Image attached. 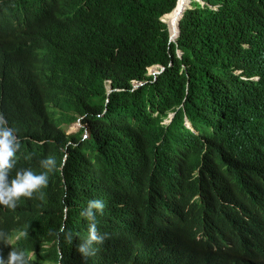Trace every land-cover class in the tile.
Instances as JSON below:
<instances>
[{
  "label": "clouds",
  "instance_id": "clouds-1",
  "mask_svg": "<svg viewBox=\"0 0 264 264\" xmlns=\"http://www.w3.org/2000/svg\"><path fill=\"white\" fill-rule=\"evenodd\" d=\"M62 1L0 0V247L6 252L0 249V264L178 259L179 238L191 252L184 264H207L208 256L264 264V204L257 206L258 218L251 223L236 220L231 202L248 191L264 195V168L253 176L247 166L249 159L264 165V99L251 92L263 76L246 74L245 67L235 64L231 69L230 78L250 104L247 146L235 138L208 142L197 118L207 114L211 103L223 112L235 106L237 88L225 89L218 100L220 82H205L197 90L194 111H189L187 82L185 95L161 123L165 129L176 123L179 136L149 161L144 178L126 166L133 139L112 121L104 124L101 146L85 155L83 170L69 174L68 148L76 145L66 140L81 129L82 141L91 133L87 124L68 133L82 117L67 125L48 124L50 113L62 107L66 97L86 87L84 71L76 64L79 32L74 18L52 11V5ZM195 2L206 3L191 0L175 33L164 17L179 1L160 18L167 25L169 43H178L181 20L196 8ZM145 70L155 82L165 66L153 63ZM131 83L134 91L148 81ZM102 85L106 100L101 118L108 113L112 95L123 91L111 78ZM45 126L64 134L60 165L43 147L47 139L36 136ZM189 134L197 142L183 139ZM6 226L13 229L6 231Z\"/></svg>",
  "mask_w": 264,
  "mask_h": 264
},
{
  "label": "trees",
  "instance_id": "trees-1",
  "mask_svg": "<svg viewBox=\"0 0 264 264\" xmlns=\"http://www.w3.org/2000/svg\"><path fill=\"white\" fill-rule=\"evenodd\" d=\"M177 0H63L53 4L52 11L62 17L68 14L78 27L79 50L76 64L84 71L86 87L72 98L66 97L64 105L50 113L49 125H67L77 121L87 124L91 136L82 141L81 132L68 137L76 147L69 146V158L65 170L78 174L85 165V155L101 146L105 123L114 122L124 128L132 146L127 152L128 168L144 178L149 161L160 157L170 147L172 139L179 136L176 123L166 128L162 118L174 109L186 93L190 82L189 111H194V100L198 88L205 82H220L221 98L225 89L237 88L240 96L235 106L225 112L214 103L207 114H198L202 136L210 143L224 138H235L247 146L251 109L247 97L231 79L232 66L246 68V74L260 73L263 78L252 84L251 92L264 99V0H204L202 6L195 2V9L186 11L180 23L178 43H169L167 25L160 18L170 12ZM189 0H179L178 7L164 19L175 33L181 8ZM217 6V8H213ZM183 16V14H182ZM182 18V17H181ZM182 51V57L178 51ZM160 63L164 72L155 82L146 76V66ZM111 78L123 91L115 93L107 105V115L98 117L105 109L103 79ZM146 80L148 83L132 90V81ZM221 107V104L218 105ZM157 114V116H155ZM47 139L43 146L59 163L62 156L64 134L56 128L45 126L37 135ZM192 137L189 134L183 139ZM162 140L160 146L157 142ZM66 146V145H65ZM64 146V148H65ZM249 171L258 176L264 165L249 159ZM128 174L130 169L127 170ZM238 222L254 223L258 208L264 204V195L248 191V194L231 199ZM6 231L13 226L3 228ZM260 237V233H258ZM257 238H255L256 240ZM3 250L4 254L6 253ZM178 259L169 256L151 261L142 258L138 264H184L191 252L185 242L176 240ZM207 264H248L238 259L218 260L207 257Z\"/></svg>",
  "mask_w": 264,
  "mask_h": 264
},
{
  "label": "rangeland",
  "instance_id": "rangeland-1",
  "mask_svg": "<svg viewBox=\"0 0 264 264\" xmlns=\"http://www.w3.org/2000/svg\"><path fill=\"white\" fill-rule=\"evenodd\" d=\"M84 126H85V124L76 122L75 124H73L72 126H70L69 128H67V131H68V133H76V132H78L81 128H83ZM88 133H89V130H88V132L83 133V134H82V136H83L82 139H85L84 136H85V134H88Z\"/></svg>",
  "mask_w": 264,
  "mask_h": 264
},
{
  "label": "bare ground",
  "instance_id": "bare-ground-1",
  "mask_svg": "<svg viewBox=\"0 0 264 264\" xmlns=\"http://www.w3.org/2000/svg\"><path fill=\"white\" fill-rule=\"evenodd\" d=\"M179 1V0H178ZM190 2H191V0H189V2L188 3H186L187 5H189L190 4ZM179 5V4H178ZM178 7V6H177ZM176 7V8H177ZM175 8V9H176ZM182 10L180 11V14H181V16L179 17V20L181 19V17H182V14L184 13V11L186 10V5H184L182 8H181ZM179 20H178V22H179ZM178 25V24H177Z\"/></svg>",
  "mask_w": 264,
  "mask_h": 264
}]
</instances>
